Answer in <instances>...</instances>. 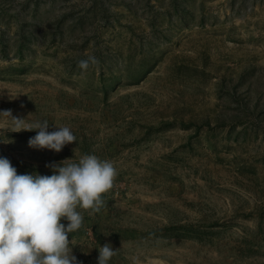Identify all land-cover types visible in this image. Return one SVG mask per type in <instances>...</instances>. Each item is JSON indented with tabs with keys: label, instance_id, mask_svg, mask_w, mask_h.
I'll use <instances>...</instances> for the list:
<instances>
[{
	"label": "rangeland",
	"instance_id": "1",
	"mask_svg": "<svg viewBox=\"0 0 264 264\" xmlns=\"http://www.w3.org/2000/svg\"><path fill=\"white\" fill-rule=\"evenodd\" d=\"M9 109L77 136L33 148L0 113L18 174L83 154L117 169L70 233L82 264L106 242L110 264H264V0H0Z\"/></svg>",
	"mask_w": 264,
	"mask_h": 264
},
{
	"label": "clouds",
	"instance_id": "2",
	"mask_svg": "<svg viewBox=\"0 0 264 264\" xmlns=\"http://www.w3.org/2000/svg\"><path fill=\"white\" fill-rule=\"evenodd\" d=\"M95 56L78 61L87 70ZM11 120V131L38 130L29 138L30 147L60 152L77 141L70 126L48 131L49 120L26 121L11 110L0 111ZM47 165L51 175L18 174L9 158L0 155V264H82L73 254L70 233L83 226L79 209L100 213L103 194L118 175L114 163L95 154H83L78 161ZM63 221H67L64 223ZM97 264H110L116 254L110 242L100 245Z\"/></svg>",
	"mask_w": 264,
	"mask_h": 264
}]
</instances>
